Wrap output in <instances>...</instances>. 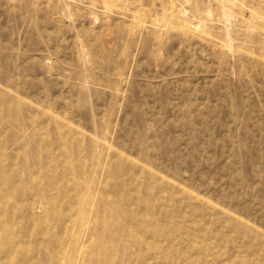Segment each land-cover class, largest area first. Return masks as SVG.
Listing matches in <instances>:
<instances>
[{"label":"rangeland","instance_id":"374dc122","mask_svg":"<svg viewBox=\"0 0 264 264\" xmlns=\"http://www.w3.org/2000/svg\"><path fill=\"white\" fill-rule=\"evenodd\" d=\"M0 264H264V0H0Z\"/></svg>","mask_w":264,"mask_h":264}]
</instances>
